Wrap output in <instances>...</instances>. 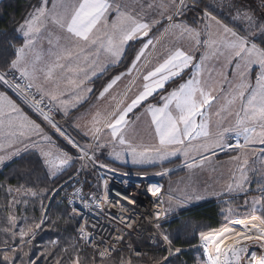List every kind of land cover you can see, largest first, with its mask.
Returning a JSON list of instances; mask_svg holds the SVG:
<instances>
[{
    "label": "snow or ice",
    "instance_id": "obj_1",
    "mask_svg": "<svg viewBox=\"0 0 264 264\" xmlns=\"http://www.w3.org/2000/svg\"><path fill=\"white\" fill-rule=\"evenodd\" d=\"M198 4L199 0H192L191 5L187 0H39L14 28L0 30V83L13 89L44 124L79 153L73 156L57 145L42 123L0 91V165L18 162L21 175H31L39 168L48 179H59L79 160L81 168L77 173L98 164L113 174L112 179L127 186L128 181L122 178L131 174L99 163L97 151L109 147L110 155L116 160L133 165H163L182 155L184 166L194 169L203 167L210 159L208 153L215 156L217 149H233L238 151L230 156L232 167L228 179L221 192L214 194L246 191L251 175H259L264 180V0H260L259 10L246 0H239V6L237 0H220L221 6L235 9L233 19L242 21L240 28L225 23L210 4L204 6L200 17L202 28L177 22L178 17ZM149 14L166 18L165 33L171 30L187 50L174 45L149 68L151 61L145 59V51L149 47L154 49L155 45L152 39L143 43L126 71L113 76L97 99L104 98L119 81L134 72L136 79L142 78L137 94L130 103L120 100L111 110H97L85 132L91 135L92 143L79 144L54 119V114L68 117L84 98L83 94L92 92L87 87L92 78L120 63L130 42L149 36L151 27L160 23L155 18L149 23L145 19ZM195 52L201 53L199 61ZM229 67L232 79L226 71ZM186 69L192 70L188 79L161 95L158 103H146L165 89L169 81L183 79ZM252 73H255L254 82ZM215 105L218 107L211 113ZM138 107L144 108L143 115L150 121L148 141L130 132L129 114ZM211 114L217 117L215 121ZM136 119L141 117L137 115ZM230 139L235 143H229ZM169 172L170 169L162 168L155 174ZM99 179L102 183L90 194L76 188L67 197L69 205L79 200L85 209L102 213L115 200L111 192L116 190L110 188L108 179ZM257 183L261 195L254 196L250 202L246 200L242 212L231 206L221 208L220 214L231 226L199 232L203 258H198L196 264H264V183ZM6 191L15 195L7 202V216L0 220V233L4 236L0 240V264H37L29 255L31 248L28 251L25 248L32 245L37 230L49 219L48 205L43 199H51L46 196L48 192L53 196L58 194V188L8 184ZM147 191L158 197L161 186L149 185ZM118 194L135 203L124 193ZM25 197L41 198L42 213L38 222L15 213L17 205L28 203ZM203 199L198 191L181 197L169 195L167 206L153 214L150 223L154 232L149 239L159 236L156 243L162 241L160 250L167 254L151 257V264H173V259L184 251L173 247L172 233L164 225L171 223L170 216L174 219L190 211ZM160 203L163 205L165 201ZM80 214L73 206L68 220ZM56 223L52 221L53 226ZM125 227L134 230V222ZM77 233L85 244L94 243L86 223L79 224ZM116 240L122 242L123 237L117 236ZM51 243L55 246L57 242ZM210 244L212 252H209ZM63 252L68 264H97V255L103 264L112 259L113 249L94 251L90 262L75 245L71 251L65 248ZM55 264H64V256L57 258ZM119 264H133V260L121 257Z\"/></svg>",
    "mask_w": 264,
    "mask_h": 264
},
{
    "label": "rangeland",
    "instance_id": "obj_2",
    "mask_svg": "<svg viewBox=\"0 0 264 264\" xmlns=\"http://www.w3.org/2000/svg\"><path fill=\"white\" fill-rule=\"evenodd\" d=\"M188 1H190V0H188ZM213 2L216 4V6L214 5L215 14L220 16L221 19H223L226 23L231 24L234 27H237V28L243 27L242 21H240L238 19H233V17H235V15H236V11L234 8H229L227 6H221L220 0H208L207 4L212 5ZM246 3L251 4L253 7H255L259 10L260 0H246ZM237 6H239V0H237ZM193 10L194 9H192V11L188 10V12H185V14L183 16L178 17L177 22L182 21L184 24H186L187 20H190L194 23H197L194 21L195 13H193ZM167 25H168V22H166L165 24L159 23L158 26L155 27L153 30V33H155V34H158L159 32L163 33V31H164V34L161 36V38L157 44L160 52H162L163 50L165 51L168 48L173 47L174 45L175 46H181V47H183L185 45L183 41L178 40L172 34L171 30H169L167 33H165V28L167 27ZM185 47H186V45H185ZM119 71H120L119 69H115V68L108 69L103 74V76L94 80L92 85L90 86V88L92 89L90 98H92V99L95 98L98 95V93H100V90L103 88V85L106 83V81H108L113 76V74L115 72H119ZM141 85H142V78L139 79L138 81L136 79L134 84L132 83V84L126 86L125 90L124 89H123L124 91L122 90L123 91L122 94H118L116 96V98L114 100V104L112 107L114 108L117 105V101H120V100H123L125 104L130 103L131 99H133L135 97V95L137 94L138 89L141 87ZM119 86H120V84H118V87ZM173 86H174L173 83H171V85H167L166 88L163 89L164 92H162V91L159 92L158 94H156L157 95L156 98H154L153 100H148L146 103H149V102L155 103V104L158 103L160 100V96L166 94V92L169 91L170 88H172ZM126 89H130V90L127 91L126 95H123L125 93ZM114 90H117V89H114ZM5 92L7 94L12 95V97H14L16 102H18V104H20L21 107L23 109H25L26 112L28 114H30V116H32V118L37 119V121L43 122L42 119L37 117V115L30 109V107L27 104H24L23 102H21L16 96L13 95V93L7 87H6ZM107 96H108V93H107L106 97ZM119 97H121V98L119 100H117ZM105 102H106V107H107L105 109L109 110L112 103H113L110 96L108 97L107 101H105ZM86 103L88 104L89 102H86ZM138 108H140V109H138L137 112H135L136 110H133V113L129 114L130 125H131L130 132L132 135L136 136L138 139H144L145 141H148L149 140V133L151 131V129L149 127L150 121L148 120V118L146 116L143 115L144 108L143 107H138ZM137 115H139L141 117V119L138 121L136 119ZM84 120L88 121V122H81V126L83 123H88L90 125V118H84ZM69 124H70V126H68L67 129H65V128H63V129L75 141H77L81 145L92 143L91 135H85V132L87 131V129L85 131H81L80 127H78L76 129V127L74 125H72L73 123L72 124L69 123ZM43 125L45 126L46 131L48 130L52 134L53 138H59L60 139V141H61L60 145L62 148H65L73 156L79 155L77 150L72 148L71 145H69L67 143V141H65L63 139V137H60L59 134L55 132V130L51 129L48 125H46L44 123H43ZM110 152H111V148H109V147H105V148L97 151L96 157H97L98 162L108 164L110 167L117 168L121 172H128V173H134V174H144V175L154 176V175H156L155 173L161 171L162 168L170 169V172L167 175L158 176L165 185L166 194L168 196L171 195L173 197H181L187 193H191L194 191L200 192L205 197V199L199 201L196 204V206H194L191 210H198L199 207L201 208V206L207 204L206 205L207 208H209L210 210L211 209L215 210L216 221L219 222L220 224L225 223L224 226H231V225H228L226 223V221L224 220V217L220 214L221 208H227L228 206H231L234 209H237V210L242 212L243 209L245 208V201L247 200L250 202L254 196H259V194L261 193L257 181H260V183H264V180H262L259 175H251L250 176L251 182L246 185V189H247L246 191L226 193L222 196L215 195L214 193L221 192L223 184L228 179L229 169L232 167V165L229 162V158H228V157H230L228 154L231 153V150H227V149H225L224 151H221V150L216 151L215 156H212L211 153H208L207 155H209L210 159L205 162L203 167H198V168H194V169H188L187 167L184 166V163H183L184 157L182 155L171 158L170 162H164L163 165H160V164L133 165V164H131V162L126 163L125 161H122V160H116L113 156L110 155ZM12 163H15V162H10L7 166H9ZM16 163H17V165L11 166L10 170L8 172H6V175H5L6 185H5V187L1 188V190H0V219L5 217L4 205L7 206L8 200L12 199L13 196L15 195L14 193L12 195H9L7 193L6 187L8 184H11L13 186H17L19 184H26L27 186H30V187L35 186L37 188L51 189L53 182H55V178L54 179H48L44 175V172L41 171L39 168H37V170L35 172H33L31 175H21L18 171V162H16ZM80 163H81V161L76 160L71 167H69L66 171H64L62 173V175H64L63 176L64 181L66 179L70 178L71 176H73L77 172L76 170L78 169V165ZM96 167H98V164ZM257 167H259V164H257ZM1 171H3V168L0 169V172ZM86 172H87V175H88V173H91L96 178L93 181L94 187L100 183L97 175L95 174V172L90 167L87 169ZM62 175H60V176H62ZM38 177H39V179H38ZM11 181L14 183H12ZM64 181H62V182H64ZM46 196L51 198V199H48V201L44 200V202H46L45 205H48V207H49V204H50L52 198L56 199V197L53 196V194L51 192H48L46 194ZM24 199H27L28 203L27 204L21 203V204L17 205L16 208L14 209L15 213L18 216H26L29 218V220H35L32 212H30L28 210L30 208H31V210H33V208H35V207H31L32 204L36 203L38 205V200L40 199V197H36V198L25 197ZM225 201H227V203H225ZM56 202L60 204V202H58L57 199H56ZM166 204H167V202H166ZM186 212L185 213L183 212V213L186 214ZM47 215H49V213ZM67 215L69 216L68 211H67ZM202 220L205 222L209 221L207 219H202ZM202 220L197 222L196 224H194V228H192L193 231H196V229H195L196 226L201 227L202 230H205V228L207 226L205 225V223ZM70 221L74 224V239L72 240L71 243L69 242L66 247L69 248V251H70V250H72V246L75 245L76 247L81 249V255L82 256H86L88 254L90 256H93V253L89 249H87L83 246L82 242L79 240V237L75 233V225H76L75 220L72 219ZM48 222H49V220H48ZM183 222L186 223V226H188V227L193 225L189 220H184ZM236 227L238 228L239 226H236ZM209 230H207L205 232H208ZM198 236H199V233L196 234L197 241H198ZM53 241H56L57 242L56 244H58V242H59L58 239H54ZM161 246H162V243H161ZM161 246H160V248H161ZM198 249L201 251L200 248L192 249L190 251L195 252ZM51 251H53V250L46 249L45 254H49ZM88 251L92 254H90ZM190 251H188V252H190ZM123 252H127V254L121 252L122 254L119 255L117 262L116 261L113 262L114 260L112 259V260H107L106 261L107 263L105 261H103V264H116V263L119 264L121 257H123L125 259L131 258L133 261L144 259V257H141V258L134 257L132 255V253L128 252L127 250L123 251ZM201 256H202V254H201ZM195 258H196V261L198 258L200 259L198 252H195ZM97 264H102V262L98 261Z\"/></svg>",
    "mask_w": 264,
    "mask_h": 264
},
{
    "label": "built area",
    "instance_id": "obj_3",
    "mask_svg": "<svg viewBox=\"0 0 264 264\" xmlns=\"http://www.w3.org/2000/svg\"><path fill=\"white\" fill-rule=\"evenodd\" d=\"M8 89L22 102L20 96L13 89ZM57 114L58 113L54 114V119L59 123L60 121L56 118ZM89 167L95 172L98 179L100 177L108 179L110 181V188L116 190L111 192L115 200L105 206L102 213L98 210L90 211L85 209L79 200H77L74 205H69L68 203L67 197L73 193L76 188H82L85 194H90L94 190L95 187H93L92 190L89 189V180L86 172ZM80 168L81 163L78 165V169ZM130 174V176L122 178L128 181L127 186H125L123 183L112 179L113 174L109 173L107 169H101L99 166L93 168L89 165L83 168L79 173L76 172L71 176V179H66L57 187L58 194H56L55 197L58 202L65 206L68 213L71 214L73 206L81 213L74 219L76 222L75 233L77 236V228L79 224L82 223H86L87 230L93 234L94 243L92 244H85L80 240L83 246L93 253L101 248H112V257L123 250L132 253L134 257H147L149 253L154 250L156 241L160 240L159 236H156L154 239H149L154 232L150 221L154 219L153 214L155 212L167 206L166 202L169 196L165 192V185L158 175ZM99 182L102 183L100 179ZM152 184L161 186V193L158 197L152 196L147 191L149 185ZM118 192H122L129 198L134 199L135 203H129V200L119 195ZM161 200L165 201V204L162 205L160 203ZM115 201H120V203H116ZM122 205L124 207H122ZM170 218L172 217L170 216L169 219ZM133 222L134 230L125 227L127 223ZM93 225H95V227H93ZM117 236L123 237L122 242L116 240ZM142 241L145 245L137 244ZM173 247L176 248L174 245ZM137 252L140 253L139 256H137ZM96 257L100 259L98 255Z\"/></svg>",
    "mask_w": 264,
    "mask_h": 264
},
{
    "label": "trees",
    "instance_id": "obj_4",
    "mask_svg": "<svg viewBox=\"0 0 264 264\" xmlns=\"http://www.w3.org/2000/svg\"><path fill=\"white\" fill-rule=\"evenodd\" d=\"M36 1L37 0H2L0 2V30L6 28L8 30H11L12 28H14L15 24L21 22L22 19L28 14V12L30 11V9L32 8V6ZM15 163L6 166L3 169V171L0 172V184H3L4 186L6 185V179H5L6 172L10 170L11 166L17 165V163L16 164ZM63 176L64 175L60 176L59 179H55V182H53L52 184V188H56L61 184L62 181H64ZM95 179L96 178L91 173H88V180H89L88 183L90 186L89 189L91 190L94 187L93 181ZM44 200L48 201V198L43 199V203L46 204ZM40 202H41V198L38 200V205L36 203L32 204L31 207H35L33 208V210H31V208L28 210L32 212L35 221L37 222L40 220L42 213ZM206 205L207 204L201 206V208L199 207L198 210L187 211L186 214H184L185 213L184 212L178 216H175L174 219L170 218L169 220H171V223H165L164 225L165 228L170 233H172L173 245L175 247L188 248L191 246L198 245L200 244V238L198 237V241H197L196 239L197 233H199L200 231H207L209 229L210 230L208 232H211L212 230H217L225 225V223L220 224L219 222L216 221L215 210L213 209L210 210L209 208H207ZM5 209L6 206L4 205V212L6 217L8 213ZM66 210L67 209L63 204L57 203L56 199L52 198L49 207L47 208V214L49 213V215H47L49 217L48 219L49 222L47 220V222L44 225H42V229L37 230L32 245L25 248L26 251H28L29 248H31L29 255L31 259L37 261V264H55V260L60 256H64V264H68L67 256L63 252V249L67 248L66 247L67 244L69 242L71 243L72 240L74 239V224L70 220H68V215ZM202 219H207L209 221L205 222ZM53 220L57 221L55 226L52 225ZM184 220H189L193 224L191 225L192 227L186 226V223L183 222ZM201 220L207 226L205 230H202L201 227L196 226L195 227L196 231H193L192 228H194V224H196ZM3 238H4L3 234L0 233V240H2ZM54 239H58L59 241L58 244H56L55 246L51 243ZM137 244L145 245L143 241L138 242ZM160 246L161 243L160 244L156 243L154 250L149 253V256L144 257V259L141 260H134L133 264H151V257L166 255V251H161ZM46 249H51L53 251H51L49 254H45ZM123 251L121 252L127 254V252H123ZM121 252L116 253L112 257V259L114 260L113 262L115 261L117 262L119 255L122 254ZM195 252H198L200 259H202L201 251L198 249ZM195 252L190 251V252L181 253L178 258L173 259V264H196ZM42 253L44 255H42ZM45 256H47V259H45ZM86 256L88 257V260L90 262L93 256H90L89 254ZM96 261L98 262L101 260L96 257ZM106 261L107 260H105V262Z\"/></svg>",
    "mask_w": 264,
    "mask_h": 264
},
{
    "label": "crops",
    "instance_id": "obj_5",
    "mask_svg": "<svg viewBox=\"0 0 264 264\" xmlns=\"http://www.w3.org/2000/svg\"><path fill=\"white\" fill-rule=\"evenodd\" d=\"M1 1L2 0H0V2ZM38 2H39V0H37L34 3V5L38 4ZM147 2H152V0H147ZM191 2H192V0H190V1L187 0V3L189 5H191ZM207 2H208V0H199L198 6L193 10V13H195L194 21L197 22V23H194V22H192L190 20H187L186 25H189L191 27L198 28V29L203 27V24L200 22V17L202 15L203 11H204V6L207 4ZM212 5H213V7H214V5L216 6V4L214 2L212 3ZM31 9H30V11H31ZM189 11H192V10H189ZM186 12H188V11H186ZM153 18L160 20V23H163V24H165L166 22H168L166 18H161L159 16L153 17L152 14H149V15H147L145 17V19L149 23H151V20ZM219 18H221V17L219 16ZM242 25H243V23H242ZM157 26H158V24L157 25H153L151 27V30L149 32V36L148 37L140 38V39H138L135 42H130V47H128L127 52L124 55L122 61L120 63H118V64H113L110 67H108V69L115 68V69H119L120 70L119 72H115L113 74V76L118 75L120 72L126 71L127 67L131 64V60L135 56L136 52L139 50V48L142 46V44L145 43L148 39H152L153 40V43L155 45V48L154 49L152 47H149V49H146V51H145V59L148 60V61H151V63L148 65L149 68L152 67L156 63V61L158 60V58H160L169 49L168 48L167 50H165V51L163 50L162 52H160L157 44H158L161 36L164 34V31H163V33L162 32H159L158 34L153 33L154 28L157 27ZM229 26H232V25L229 24ZM232 27H234V26H232ZM183 47L185 48V50H187V48L185 47V45ZM200 54H201L200 52H195L194 53L195 58H196L197 61H199ZM191 71H192L191 69H186L184 71V73L182 74L183 79L176 78L174 82L173 81H169L166 84V86L167 85H171V83L174 84V86L172 88L178 86L179 83L183 82V80H186V79L189 78V76L191 75ZM216 71L219 72V67L216 68ZM226 71H227V74H228L229 79H232L233 77L231 75V69H230V67L228 69H226ZM105 72L106 71H104L103 73L98 72L97 75L92 78L91 82L87 85V87L90 88V86L92 85L93 81L96 80L97 78L103 76V74ZM205 75H207V73H205ZM213 75L215 77V73H213ZM254 75H255V73H252L253 82H254ZM136 76H137V74L134 72L131 76H126L125 78H123L121 81H119L117 83V85H115L113 87V89H111L109 91L108 96L106 97V95H107V93H106L105 94V97L102 98V99H97V97L99 96V93H98V95L95 98L92 99V98H90L91 93L85 92L83 94V97L84 98L82 99V101L80 102V104L75 109L71 110V114L68 117H64L61 113H58L57 114V117L56 118L60 121L59 122V124H61L60 126L62 128L67 129L68 126H70L69 123H71V124L73 123L72 125H74L76 127V129L78 127H80L81 128V131H85L88 128V126H90V125L88 123H83L82 126H81V122H88V121H85L84 118H90V121H91L92 115H94V113L97 110H105V108H107L105 101H107V99H108L109 96H110L111 100L113 101V103H112V105H111V107L109 109V110H111L113 108L112 106L114 104V100H115L116 96L118 94H122V92L125 90L126 86L132 84L131 82L133 80H136ZM112 77L108 81H106V83L103 85V87L112 79ZM138 80L139 79H137V81ZM118 84H120L119 87H118ZM225 87H226V85H225ZM172 88H170L169 91H171ZM102 89L100 91H102ZM114 89H117V90H114ZM5 90H6V86H4L2 83H0V91H4L5 92ZM161 91L164 92L163 89H161V90L158 91V93L161 92ZM158 93H156V94H158ZM156 94H154V98H156V96H157ZM7 95L10 98H12L14 101H16L14 99V97H12V95H10V94H7ZM120 98L121 97H119L117 100H119ZM154 98L153 97H150L149 100H153ZM86 102H89V103L87 104ZM153 104H155V103H153ZM216 107H218V105H215L214 106V109L213 110H210V112L211 113H214V110H215ZM138 109H140V108L134 109V110H136L135 112H137ZM24 111L26 112L25 109H24ZM211 119L213 121H215L217 119V117L214 114H211ZM38 122L42 123V126L45 127L43 125V122H41V121H38ZM47 132L52 136V134L48 130H47ZM53 140L56 142L57 145H59L61 147V145H60V142L61 141H60L59 138H53ZM228 142L234 144L235 143V140L234 139H230ZM242 142L243 141L241 140V143ZM257 147H260V146L257 145ZM63 149L66 150L65 148H63ZM218 150L219 149H217L216 151H218ZM227 150H231V153L228 154L229 156L236 155L237 154V151H238V150H233V149H227ZM228 158L230 159V157H228ZM9 163L10 162H7L6 163V166ZM6 166L5 165H0V169L1 168L4 169ZM259 195H261V193Z\"/></svg>",
    "mask_w": 264,
    "mask_h": 264
},
{
    "label": "bare ground",
    "instance_id": "obj_6",
    "mask_svg": "<svg viewBox=\"0 0 264 264\" xmlns=\"http://www.w3.org/2000/svg\"><path fill=\"white\" fill-rule=\"evenodd\" d=\"M222 228V227H221ZM221 228H219V229H221ZM218 229V230H219ZM200 247V244H198V245H195V246H192V247H188V248H182L184 251L183 252H188V251H190V250H192V249H197V248H199ZM180 248V247H179ZM201 250H202V257H203V249H202V247H201ZM213 251V246L210 244L209 245V252H212ZM260 253H259V251H258V255H259Z\"/></svg>",
    "mask_w": 264,
    "mask_h": 264
},
{
    "label": "clouds",
    "instance_id": "obj_7",
    "mask_svg": "<svg viewBox=\"0 0 264 264\" xmlns=\"http://www.w3.org/2000/svg\"><path fill=\"white\" fill-rule=\"evenodd\" d=\"M201 253H202V251H201Z\"/></svg>",
    "mask_w": 264,
    "mask_h": 264
}]
</instances>
